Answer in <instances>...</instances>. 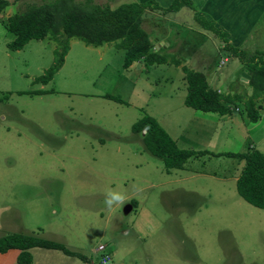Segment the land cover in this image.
Listing matches in <instances>:
<instances>
[{"label": "rangeland", "instance_id": "obj_1", "mask_svg": "<svg viewBox=\"0 0 264 264\" xmlns=\"http://www.w3.org/2000/svg\"><path fill=\"white\" fill-rule=\"evenodd\" d=\"M7 1L0 14V237L31 234L86 258L33 248L32 264H264V210L235 189L241 161L205 155L166 173L143 150L141 136L131 133L146 113L182 149L264 154V99L257 102L255 123L241 103L231 116L195 111L183 104L179 67L139 61L123 69L121 48L77 39L69 40L52 80L32 84L51 65L55 45L31 40L9 51L13 36L5 25L24 4L44 0ZM182 10L144 12L141 27L152 45L177 53L182 65L203 72L220 93L249 94L241 63L221 58L217 39ZM244 49L264 51V14ZM214 74L219 79L212 83ZM38 89L47 93L18 94ZM106 94L124 103L106 100ZM187 136L192 141L182 142ZM108 190L124 200L106 206ZM16 254H0V264H15Z\"/></svg>", "mask_w": 264, "mask_h": 264}, {"label": "trees", "instance_id": "obj_2", "mask_svg": "<svg viewBox=\"0 0 264 264\" xmlns=\"http://www.w3.org/2000/svg\"><path fill=\"white\" fill-rule=\"evenodd\" d=\"M9 2L0 0V14ZM182 9L192 12L195 22L206 32L213 35L222 46L221 52L228 58L241 63V72L249 77L245 82L250 93L223 94L212 88L203 72L182 65L177 53H165L163 47L155 49L149 33L142 27V17L146 10L160 14L176 13ZM5 29L13 36L6 44L9 51H19L31 40L49 39L55 45L51 65L32 84L45 85L63 65L69 50V40L77 39L83 44L99 47L113 43L123 50L122 68L128 69L133 63L142 61L146 65L170 64L179 67L186 82V95L183 104L195 111L215 113L219 116H231L240 103L248 122L258 121V101L264 99V51L248 53L244 48L233 47L227 36L212 21L197 16L191 0H172L163 8L155 0H112V4H96L94 0H44L41 3H26L20 12L6 19ZM42 89L18 92L26 95H43ZM104 99L123 104L111 95ZM131 133L141 136L143 150L159 160L168 173L171 169L184 170L191 158L207 155L226 157L241 161L243 164L235 180L237 195L249 205L264 210V154L249 148L242 153H212L207 150L182 149L156 122L146 113L131 126ZM40 248L57 250L68 257L86 261L85 256L68 250L62 243L37 237L31 234L10 233L0 237V254L10 250L17 251L15 264H32L30 250Z\"/></svg>", "mask_w": 264, "mask_h": 264}, {"label": "crops", "instance_id": "obj_3", "mask_svg": "<svg viewBox=\"0 0 264 264\" xmlns=\"http://www.w3.org/2000/svg\"><path fill=\"white\" fill-rule=\"evenodd\" d=\"M137 1L142 2L144 0H137ZM155 1L160 7L165 8L171 3L172 0H155ZM191 2L193 3V6L197 12V16L202 17L205 20L212 21L216 28H219L222 32L226 34L228 43L235 48L236 47L244 48L245 43H247V40L250 38L251 34L255 31L261 16L264 14V0H191ZM146 11L149 13L151 12L150 10H146ZM152 13L154 12L152 11ZM156 13L152 15H155ZM168 14L170 15L172 13H168ZM161 45L162 43H159L158 45L155 46V49L159 47H163ZM221 47L222 46L219 44V48L217 49L218 55H220L221 58L223 57V59L225 58L227 60L228 57L225 56L224 54H221V49H220ZM220 56L218 57L220 58ZM188 60H191V58L188 57ZM210 76H212V78L214 77L212 83H214L219 79L215 74ZM206 80L207 83L209 84L208 76L206 77ZM214 89H218V88H214ZM172 139L176 142V145L178 146V140H175V138ZM180 139L182 142L192 141L189 136ZM178 147L180 148V146ZM187 147H189V145ZM206 173L207 172H205V174ZM210 176H213L214 178L221 177V175L217 176L216 174H212V173Z\"/></svg>", "mask_w": 264, "mask_h": 264}, {"label": "clouds", "instance_id": "obj_4", "mask_svg": "<svg viewBox=\"0 0 264 264\" xmlns=\"http://www.w3.org/2000/svg\"><path fill=\"white\" fill-rule=\"evenodd\" d=\"M123 200L124 197L120 193L108 190L105 194L104 204L108 207H111L114 202H121Z\"/></svg>", "mask_w": 264, "mask_h": 264}, {"label": "water", "instance_id": "obj_5", "mask_svg": "<svg viewBox=\"0 0 264 264\" xmlns=\"http://www.w3.org/2000/svg\"><path fill=\"white\" fill-rule=\"evenodd\" d=\"M240 78H241V80H243L244 82H247V80H248V76L246 75V73H242L241 75H240Z\"/></svg>", "mask_w": 264, "mask_h": 264}, {"label": "built area", "instance_id": "obj_6", "mask_svg": "<svg viewBox=\"0 0 264 264\" xmlns=\"http://www.w3.org/2000/svg\"><path fill=\"white\" fill-rule=\"evenodd\" d=\"M102 248V247H101Z\"/></svg>", "mask_w": 264, "mask_h": 264}]
</instances>
